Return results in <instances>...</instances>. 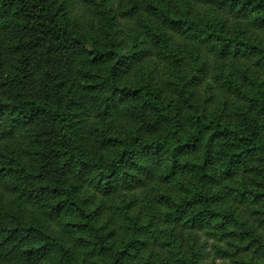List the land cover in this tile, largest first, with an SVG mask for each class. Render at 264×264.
Returning <instances> with one entry per match:
<instances>
[{"label": "trees", "instance_id": "trees-1", "mask_svg": "<svg viewBox=\"0 0 264 264\" xmlns=\"http://www.w3.org/2000/svg\"><path fill=\"white\" fill-rule=\"evenodd\" d=\"M252 58L264 0H0V264H264Z\"/></svg>", "mask_w": 264, "mask_h": 264}, {"label": "rangeland", "instance_id": "rangeland-1", "mask_svg": "<svg viewBox=\"0 0 264 264\" xmlns=\"http://www.w3.org/2000/svg\"><path fill=\"white\" fill-rule=\"evenodd\" d=\"M165 70H167V67L163 63L152 66L150 69L151 72H155V74L161 76L162 79L165 77ZM226 70L228 71V74H231V80L240 87V91L246 86V79L241 73L246 72L248 79L264 83V70L256 66L254 58L231 61L226 65ZM212 82H214L215 85H218L214 91L215 97L217 98L216 103L218 105L221 104L224 99L229 100L231 103L233 102V104L240 102L241 97L237 98V93H230L224 82H222L221 85L219 81L212 80ZM204 95L205 94L201 96Z\"/></svg>", "mask_w": 264, "mask_h": 264}]
</instances>
